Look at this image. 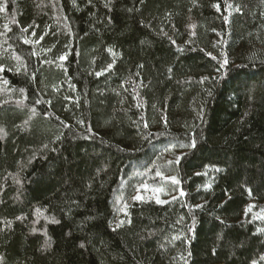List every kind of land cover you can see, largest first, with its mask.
<instances>
[{"label": "trees", "instance_id": "16d2710c", "mask_svg": "<svg viewBox=\"0 0 264 264\" xmlns=\"http://www.w3.org/2000/svg\"><path fill=\"white\" fill-rule=\"evenodd\" d=\"M0 62L3 264L264 255L262 0H6ZM148 160L166 203L133 199Z\"/></svg>", "mask_w": 264, "mask_h": 264}, {"label": "snow or ice", "instance_id": "6c2138e0", "mask_svg": "<svg viewBox=\"0 0 264 264\" xmlns=\"http://www.w3.org/2000/svg\"><path fill=\"white\" fill-rule=\"evenodd\" d=\"M262 2H264V0H262ZM89 3H91V0H89ZM105 7H108V5L106 4ZM215 7L219 10V5H215ZM5 10H6V0H2V2H0V12H3V11H5ZM129 11H132V9H129ZM237 11H239V8H237ZM225 19H227V18H225ZM109 22H111V19H110V18H109ZM4 27L7 28L8 26L5 25ZM189 27H193V28H194L195 25H189ZM9 31H10V29H9ZM24 31H27V29H24ZM193 35H194V33H193ZM41 39H43V37H41ZM24 42H25V43H30L28 40H25ZM36 43H39V40H37ZM49 51H50V49H49ZM107 51L110 52V53H112V49H111V48L107 49ZM33 54L35 55V53H33ZM113 55H114V53H113ZM209 55H211V53H209ZM15 58H16L17 60L21 59L19 56H16ZM59 59H60V60H64V59H66V54H65V55H61V56H59ZM213 59H215V57H213ZM227 64H228V60H227V58H225V59L223 60L222 64L220 65V67L222 68V67H224V66L227 65ZM5 67H6L5 64H4L3 62H0V71H4V70H5ZM112 67H113L112 64H108L107 67H106L103 71H109ZM7 70H8V71H13V70H15V71L19 72V71H20V68H18V67L15 68V69H13V68H7ZM219 70H220V69L218 68L217 71H219ZM169 71H171V69H169ZM102 74H103V72H97V73H96L97 76L102 75ZM207 79H208V77H203L201 82H203L204 80H207ZM3 83H4V84H7L8 82H7V81H3ZM19 91H20L21 93H23V92H24V89H20ZM209 94H211V93H209ZM39 102H40V101L38 100L37 103H39ZM201 115H202V113H201ZM79 123H83V121H79ZM64 126H65V127H68V125H66V124H65ZM144 126L147 127L148 125L145 124ZM0 132H3V129H0ZM189 146H190V147H194V146H195V142L193 141V143L190 144ZM45 147H47V146H45ZM180 160H181V157H177L176 160H175V163L179 164V163H180ZM170 163H172V162H170ZM218 170H219V169H217V171H218ZM157 175H160V173H157ZM197 175H200V173H197ZM170 179H171V181L173 182V184H174L175 186H179V185H180V180H178L175 176L170 177ZM210 186H211V185H205V188H209ZM156 191H162V189H157ZM248 191H249V194H251V189H249ZM184 195H185L184 191H183L182 189H180V191H179V196L183 197ZM176 198H177L176 196H173V197H172L173 200H175ZM133 199L140 200V199H142V197H140L139 195H137V196H134ZM157 202H158V203H166L167 201L160 200V199L157 197ZM194 207H196V208H201V207H203V205H201V204H196V205H194ZM251 207H253V206L250 205L249 208H251ZM124 210H125V209H121V211H124ZM36 212H37V215H41V214H42L41 211H40V209H37ZM257 218H259V219H264V216H260V217H257ZM17 219H22V217H17ZM182 219H183V217H181V220H182ZM217 219L219 220L220 218L217 217ZM193 220H195V217H193ZM54 222H55V223H59V221H54ZM124 222H125V221H123V220L118 221V222L116 223V227L119 228ZM7 223H8V225L11 224L10 221L7 222ZM221 223H223V221H221ZM33 231H36V229L33 228ZM188 231L191 232V231H192V228H189ZM257 231H258V232H264V229H257ZM45 235H47V233H45ZM175 238H176V239H179V237H175ZM47 243H48V241H45V244H46V245H47ZM80 247L83 248L84 245L81 244ZM3 260H4V258H3L2 256H0V264H3ZM261 262H264V255H261V256L259 257L258 260H256V259L252 260V261H251V264H261Z\"/></svg>", "mask_w": 264, "mask_h": 264}, {"label": "rangeland", "instance_id": "374dc122", "mask_svg": "<svg viewBox=\"0 0 264 264\" xmlns=\"http://www.w3.org/2000/svg\"><path fill=\"white\" fill-rule=\"evenodd\" d=\"M157 149V150H156ZM155 152L157 155H155L151 160H152V164L155 162L154 159H156L160 154H162L163 156H165L167 154L168 151H164L163 149L160 148H156ZM172 155H168V157H164L166 159H170ZM151 161H146L145 163L141 164L140 166H144V170L143 169H139V171H135V174H132L131 176V180L134 183V186L138 187L137 188V192L135 193L134 196L139 195L140 197H149V196H154L155 198L158 197L159 199H163V198H167L170 197L172 194H175L173 191L174 189H176V186L172 183H170V188L171 191L166 190V185L167 182H171V175H168L166 173L170 172L169 170H171L172 166H166L165 168H162L164 172L166 173H161L160 171V175H157L156 172L152 173V164H150ZM170 163V162H169ZM168 163V164H169ZM137 166V167H140ZM170 180V181H167ZM157 189H162V191H156ZM177 190V189H176ZM122 206H124V204H122Z\"/></svg>", "mask_w": 264, "mask_h": 264}]
</instances>
